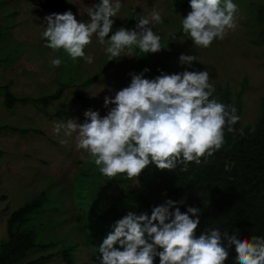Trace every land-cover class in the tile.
<instances>
[{
    "label": "rangeland",
    "instance_id": "374dc122",
    "mask_svg": "<svg viewBox=\"0 0 264 264\" xmlns=\"http://www.w3.org/2000/svg\"><path fill=\"white\" fill-rule=\"evenodd\" d=\"M69 1L71 6L65 10L52 12L28 0H0V86L7 85L18 96L35 98L56 91L60 66L52 67L49 61L51 58L61 59V55L45 46L46 40L42 37L45 17L71 11L78 21L88 22L86 9L99 2ZM233 3L237 5V27L224 39L214 40L208 48L195 46L183 33L181 19L191 10L174 9L172 0H121L119 12L112 18L113 29L116 31L129 21L132 23L129 30L136 29L138 18L155 9L163 22L154 24L153 31L161 36L165 47L156 53H148L153 63L168 74L186 69L197 71L202 66L209 72L214 88L229 86L234 96L244 77H248L241 123L242 127H254L261 116L264 100V41L260 36L261 24L256 19L257 9L264 0H233ZM168 43L182 54L196 57L190 68L181 65L179 57L167 52ZM103 49L93 35L92 43L84 50L86 56L93 57L92 63L77 58L76 81L59 98L51 99L41 107L29 104L6 109L0 92V127H10L0 131V242L7 238L9 214L45 189L49 190L51 199L42 215L43 221L38 220V225L46 240L60 241L47 249L31 250L18 264H100L98 248L103 239L88 240L87 221L81 211L88 208L89 198L107 206L121 192L144 189L140 176L129 180L120 174L105 178L93 188L92 194L88 187L83 190V180L75 182L80 169L90 166L94 172L99 170L88 154L76 147V133L66 136L63 128L58 134L54 132L57 123L66 124L68 119L83 123L88 109L106 115L114 105L105 107V96L114 98L117 91L130 84L132 74L141 73L134 52L131 56L122 53L108 60ZM95 74L100 75L96 82L82 85L83 80ZM144 78L154 79L146 73ZM60 109L66 112L63 118L55 116ZM14 127L29 130L22 132L12 129ZM210 192L209 186L192 189L180 200H195ZM65 242L78 245L70 258L58 253ZM116 247L120 246L117 244ZM51 254V258L39 260Z\"/></svg>",
    "mask_w": 264,
    "mask_h": 264
},
{
    "label": "clouds",
    "instance_id": "9594fccd",
    "mask_svg": "<svg viewBox=\"0 0 264 264\" xmlns=\"http://www.w3.org/2000/svg\"><path fill=\"white\" fill-rule=\"evenodd\" d=\"M190 7L181 26L197 47L208 48L237 27L233 0H190ZM120 8L121 0H99L86 9L88 22L78 21L71 11L46 16L45 46L62 49L72 60L84 58L89 64L93 57L84 50L93 35L104 46L108 60L122 53L131 56L135 49L147 54L165 47L153 31L154 24L163 22L155 9L138 18V30L120 27L112 32V18ZM193 61V55L179 56V63L189 68ZM49 62L59 67L62 60L51 58ZM147 71L132 74L130 84L114 98L105 96L104 106L114 105L106 115L88 109L83 123L68 119L54 127L57 134L61 128L66 136L76 133V147L88 154L105 177L124 174L134 180L149 165L168 171L182 165L181 171H187L189 163L199 165L201 158L219 150L225 127L235 131L233 125L240 119L234 106L210 99L214 87L208 71L161 72L154 79L144 78ZM184 203L183 199H168L153 207L150 216L128 212L99 245L100 264H154L157 256L159 264H225L233 245L235 264H264V237L241 238L238 229L229 235L216 228L197 236L200 208L188 206L182 212L178 205Z\"/></svg>",
    "mask_w": 264,
    "mask_h": 264
},
{
    "label": "trees",
    "instance_id": "16d2710c",
    "mask_svg": "<svg viewBox=\"0 0 264 264\" xmlns=\"http://www.w3.org/2000/svg\"><path fill=\"white\" fill-rule=\"evenodd\" d=\"M28 1L52 12H61L71 6L69 0ZM172 6L177 10H191L190 0H172ZM256 19L261 24L260 36L264 41V3L258 7ZM131 24L129 21L124 27L129 29ZM112 32H115L113 28ZM166 50L177 57L182 54L172 43H168ZM57 51L61 55L62 63L56 80L58 85L56 91L35 98L18 96L7 85L0 86V92L4 96L3 106L6 109L29 104L41 107L51 99L59 98L76 81V60H72L62 49ZM134 56L139 71L149 69L144 72L148 76L155 78L164 72L153 63L148 53H141L135 49ZM197 71H205V69L201 66ZM99 78V74L90 75L83 80L82 85H91ZM248 86L249 79L244 77L240 90L235 96L229 86L214 88L210 99L215 98L226 106H234L240 119L233 125L235 131L229 132L227 126L225 127L223 146L206 159L201 158L199 165L191 162L187 171H181L182 165H178L173 171L160 170L155 165H149L140 174V177H143V191L121 192L119 196L112 198L107 206L100 204L94 198H89L91 202L88 208L81 211L87 221L85 229L88 240L93 242L104 239L109 230H114L115 222L128 212L137 215L147 213L150 216L153 207L163 204L168 199L179 201L192 189H202L205 186L211 188L207 196L187 200L184 204L178 205L182 212H185L188 206L200 208L197 236L205 229L216 228L221 233L228 232L229 235L234 234L238 229L241 238L264 237V100L261 116L255 126L242 127L243 94ZM65 113L64 109H60L55 116L63 118ZM8 127L1 126L0 131ZM12 129L22 132L29 130L15 127ZM105 178L107 177L99 171L94 172L90 166H85L80 169L75 182L83 180V190L88 187L92 194L93 188L100 185ZM50 199L49 190H42L9 214L7 238L0 242V264H18L31 250L47 249L60 243L57 239L46 240L38 225V220L43 221L41 218L49 207L47 205ZM77 247L76 243L65 242L59 247L58 253L70 258ZM229 251V258L225 264H235V246L233 245ZM51 257L52 254L42 256L39 260ZM154 264H159L158 256L154 259Z\"/></svg>",
    "mask_w": 264,
    "mask_h": 264
},
{
    "label": "water",
    "instance_id": "95a60500",
    "mask_svg": "<svg viewBox=\"0 0 264 264\" xmlns=\"http://www.w3.org/2000/svg\"><path fill=\"white\" fill-rule=\"evenodd\" d=\"M141 180H143V177L141 176Z\"/></svg>",
    "mask_w": 264,
    "mask_h": 264
}]
</instances>
